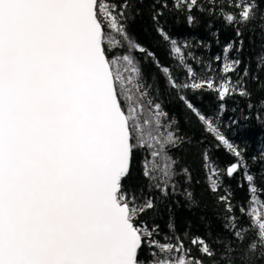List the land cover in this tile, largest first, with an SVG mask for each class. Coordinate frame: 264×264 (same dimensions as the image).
Instances as JSON below:
<instances>
[{
  "label": "snow or ice",
  "instance_id": "1",
  "mask_svg": "<svg viewBox=\"0 0 264 264\" xmlns=\"http://www.w3.org/2000/svg\"><path fill=\"white\" fill-rule=\"evenodd\" d=\"M146 2L184 79L128 32ZM194 11L235 33L207 61L160 26L166 12L186 13L191 26ZM245 34L261 41L249 61ZM136 53L153 58L200 138L150 97ZM188 91L214 93V113ZM254 93H264V0H0V264H264V149L246 157L222 131L229 100L244 121H264V95ZM207 137L234 157L223 169L209 170ZM185 145L200 149L207 191L223 205L215 236L179 231L168 203L198 206L192 171L175 154Z\"/></svg>",
  "mask_w": 264,
  "mask_h": 264
},
{
  "label": "trees",
  "instance_id": "2",
  "mask_svg": "<svg viewBox=\"0 0 264 264\" xmlns=\"http://www.w3.org/2000/svg\"><path fill=\"white\" fill-rule=\"evenodd\" d=\"M143 7V14L128 23V32L131 38L146 50L155 53V58L162 65L168 66L174 76H179L180 79H184L185 77L177 63L175 54H170L169 52L170 44L164 41L157 33L156 25L148 12V3L146 2ZM193 15L196 17V21L190 26L187 23L186 13L166 12L160 19V26L164 28L165 32L172 39L177 41L182 51L191 53L193 56L207 61L210 57L221 54L222 47L235 38V33L231 28H225L219 20L201 15L195 11ZM209 23H211V27L208 26ZM217 38L219 39V43H217ZM260 43V39H255L254 43H250V35L245 34L243 51L240 53V58L244 61H249V58L254 59V50L259 51ZM135 55L141 58L145 76L143 83L150 97L162 103L164 110L180 121L182 132L188 134L194 133L196 138H200L203 133L199 124L194 117L191 120L188 119L183 102L178 98L176 92L167 88L163 74L156 67L153 58L140 53H136ZM230 55L236 54L231 53ZM188 62L193 63L191 57H188ZM212 66L213 68L218 67L214 61ZM249 86L255 90L254 84L250 83ZM187 95L206 115H212L214 113L217 107L214 93L199 92L194 95L191 91H188ZM260 95H264V93H254L252 99L256 100ZM237 100L239 101L240 107H244L245 102L238 97ZM227 106L229 111L223 117L222 123V131L224 134L231 142L239 147L246 157L260 152L264 148V126H262L264 125V121L252 117L248 121H244L239 112L233 113L231 111V108L235 107L231 100L228 101ZM229 117H235L238 125H233L231 128L228 127ZM206 140V145H202L201 147L206 146L209 150V170L212 165L223 169L234 160V157L223 145L217 146V142L211 137H207ZM175 154L177 156H183L182 163L187 165L192 171L195 199L198 201V206L192 207L191 210H189L185 200L180 196L173 198L178 203L172 200L168 202L171 205L172 214L175 216L177 229L182 232L190 224L193 235L204 236L207 231H211L212 235L215 236L221 231V220L218 216L222 213L223 205L217 207L214 197L207 191V186L204 182L205 169L202 168L203 161L200 156V149L195 147L189 149L185 145L183 153L177 151ZM196 181H200V183H196ZM135 182L134 178L133 183ZM224 182L225 184L230 183L232 186L234 191L233 203L237 207L243 205L246 211H250L248 205L244 203L246 200L245 192L237 189L236 180L229 181L225 179ZM261 199H264V195H261ZM262 209L264 215V207ZM160 214L161 218L157 220V223L160 224L161 229H164L169 218V213L165 206L160 208ZM193 255H198V253L194 250Z\"/></svg>",
  "mask_w": 264,
  "mask_h": 264
},
{
  "label": "rangeland",
  "instance_id": "3",
  "mask_svg": "<svg viewBox=\"0 0 264 264\" xmlns=\"http://www.w3.org/2000/svg\"><path fill=\"white\" fill-rule=\"evenodd\" d=\"M262 149H264V148H262ZM257 211H258L259 215L261 216V218L264 219V215H263V209H262V207L257 206Z\"/></svg>",
  "mask_w": 264,
  "mask_h": 264
}]
</instances>
